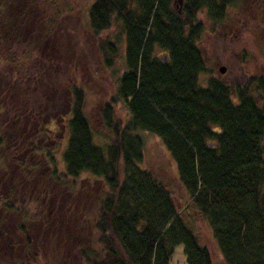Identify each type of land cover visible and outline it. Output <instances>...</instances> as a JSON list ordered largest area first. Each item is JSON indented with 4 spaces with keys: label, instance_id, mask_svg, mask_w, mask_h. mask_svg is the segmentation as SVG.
Returning a JSON list of instances; mask_svg holds the SVG:
<instances>
[{
    "label": "trees",
    "instance_id": "trees-1",
    "mask_svg": "<svg viewBox=\"0 0 264 264\" xmlns=\"http://www.w3.org/2000/svg\"><path fill=\"white\" fill-rule=\"evenodd\" d=\"M44 1L0 0V38L29 48L53 42L67 10L59 0ZM237 1L182 0L180 9L174 10L170 0H89L84 23L100 62L107 68L121 56L123 68L114 92L98 108L106 132L99 143L83 111V87L69 84L67 137L60 158L63 179L42 174L49 176L42 193L56 194L45 197L37 218L24 204L37 194L31 183L38 184L42 177L33 162L44 158L48 163L53 157L50 149L34 147L38 143H32L27 133L38 131L35 115L42 107L36 96L57 65L49 61L46 68L36 69L8 54L12 82L4 95L10 91L21 102L25 98L35 102L28 108L33 112L30 119L23 113L26 103L21 112L20 105L17 113L7 111L10 118L21 115L31 130L18 131L21 139L15 144L7 145L0 136V148H8L11 166L0 169V232L1 224L6 233L14 224L32 237L16 264L33 256L38 259V253L36 264H73L69 263L73 256L82 264H170L176 245L185 264H212L206 247L177 211L171 191L140 166L141 132L161 141L188 204L204 220L224 264H264V79L247 75L233 90L235 98L214 76L198 84L203 58L197 45L202 24L196 14L204 7L216 23ZM37 3L44 5L38 9ZM244 3L252 6L255 1ZM39 15L45 19L34 18ZM112 25L118 29L115 36L101 35ZM4 48L2 42L1 51ZM155 48L162 54H154ZM118 101L125 110L122 117L114 112ZM1 102L6 107L5 100ZM38 230L39 240L34 237Z\"/></svg>",
    "mask_w": 264,
    "mask_h": 264
},
{
    "label": "rangeland",
    "instance_id": "rangeland-1",
    "mask_svg": "<svg viewBox=\"0 0 264 264\" xmlns=\"http://www.w3.org/2000/svg\"><path fill=\"white\" fill-rule=\"evenodd\" d=\"M45 1L42 3H48L47 0ZM254 1L252 6L244 3V0H238L233 5H228L225 9V18L216 23L211 22L212 20L208 18L204 7L197 12L196 17L202 24L197 45L203 58V69L198 74L199 85H204L209 76H214L228 85L232 97L235 98L233 90L237 85H242L249 75H259L264 79V0ZM88 2L89 0H59L58 5H62L67 10L66 16L62 18L58 30L55 31L53 42L51 40L43 47L29 48L25 44L15 42L9 45L4 37L0 38V136L5 143L7 142V145L17 143V138L18 141L21 139L19 135L16 136L18 131L23 128L25 131L32 129L29 124L25 126L26 120L23 122L21 115H14L10 118L8 112L15 110L17 113L18 105L21 106H19L18 111L27 106L23 113L26 114V118L30 119L33 112L30 113L28 108L35 104V102L30 104L31 100L26 98L21 102L15 93L10 96V91L4 95V88L12 82L7 70L6 59H8V54L18 55L17 60H23L24 66L33 64L36 69L46 68L49 61L57 65L53 78L48 84L42 86L43 90L36 96L39 103L38 107H42L41 113L35 115V127L38 131L28 132L27 135H31L29 140L33 139L32 143H38L34 144V147L39 145L44 150L50 149L53 157V160L50 161L52 163H47L44 158H36L33 162L38 164L35 165V171L41 175L50 174L59 179H63L60 158L67 137L65 124L69 115V84L74 82L83 87L85 99L83 111L91 130L96 135L94 140L99 143L100 134L106 132L98 119V108L103 99L114 92L116 77L123 68L121 56H118L110 67L105 68L101 64L94 40L84 23L85 8ZM181 2L182 0H170V7L174 10L180 9ZM42 3H37L38 9L44 5ZM34 18L45 19L41 15ZM117 31V27L112 25L108 30L102 31L101 35L111 38L117 34ZM2 42L6 48L3 51H1ZM23 51H27L26 55L20 56ZM118 53V55L121 54V47H119ZM154 54L161 55L162 50L155 48ZM220 66H224L222 72L218 70ZM36 86L39 89V85ZM2 100L7 103L6 107L2 104ZM124 111L122 103L116 102L114 112L117 113V116L122 117ZM44 126L47 129L46 132ZM10 129L13 132L11 131V135H7L6 132ZM4 134L7 135V139ZM40 134L43 137L38 139L41 137ZM140 134L143 150L140 166L154 173L171 191L177 211L193 229L200 243L206 247L212 264H224L221 253L209 235L204 220L188 204L186 195L176 180L174 165L161 141L151 133L141 132ZM21 152L19 151V153ZM1 153L3 155L0 158V169L3 167L10 168L11 166L7 164L10 163L8 161L10 158L8 148L1 147L0 155ZM48 177L42 175L38 184L37 182L31 183L34 190L38 188L37 194H32L34 197L24 201V204H27L32 210L35 218L39 217L36 210L40 212L41 205L46 203L45 197H55L56 194L54 191L42 193L44 191L41 187L44 183H48ZM79 177H83L82 173ZM67 181L68 179L65 180L66 183ZM51 185L54 189V184L51 183ZM52 204L51 198L49 206ZM49 206L47 210H49ZM40 233L41 231L38 230L34 236L37 240L41 237ZM48 242L49 239L46 243L48 244ZM33 258L26 263L22 262V264H36L35 260L40 259V254L38 253V259L33 260ZM72 260L73 264H82L78 257H71L69 263ZM169 263L185 264L180 245L174 246ZM0 264L8 263L0 261Z\"/></svg>",
    "mask_w": 264,
    "mask_h": 264
},
{
    "label": "flooded vegetation",
    "instance_id": "flooded-vegetation-1",
    "mask_svg": "<svg viewBox=\"0 0 264 264\" xmlns=\"http://www.w3.org/2000/svg\"><path fill=\"white\" fill-rule=\"evenodd\" d=\"M224 68V66H222ZM3 231L0 232V261H5L8 264H16L19 257H22L23 249L28 240H31V236L26 233H21L14 224H11L8 228L9 233H6V226L1 224ZM5 235L4 238L2 236ZM31 237V238H28Z\"/></svg>",
    "mask_w": 264,
    "mask_h": 264
},
{
    "label": "water",
    "instance_id": "water-1",
    "mask_svg": "<svg viewBox=\"0 0 264 264\" xmlns=\"http://www.w3.org/2000/svg\"><path fill=\"white\" fill-rule=\"evenodd\" d=\"M164 59H165V58H164ZM218 70H219V71H223V67L220 66V67L218 68ZM261 144H262L263 149H264V132H263L262 135H261Z\"/></svg>",
    "mask_w": 264,
    "mask_h": 264
}]
</instances>
